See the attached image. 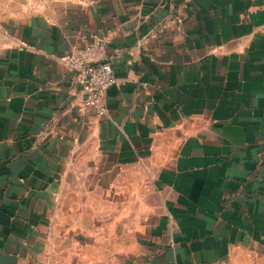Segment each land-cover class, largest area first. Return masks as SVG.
I'll return each mask as SVG.
<instances>
[{
	"label": "crops",
	"instance_id": "obj_1",
	"mask_svg": "<svg viewBox=\"0 0 264 264\" xmlns=\"http://www.w3.org/2000/svg\"><path fill=\"white\" fill-rule=\"evenodd\" d=\"M0 264H264V0H0Z\"/></svg>",
	"mask_w": 264,
	"mask_h": 264
},
{
	"label": "built area",
	"instance_id": "obj_2",
	"mask_svg": "<svg viewBox=\"0 0 264 264\" xmlns=\"http://www.w3.org/2000/svg\"><path fill=\"white\" fill-rule=\"evenodd\" d=\"M106 46L107 40L99 39L60 58L74 73L86 101L100 108L107 91L119 84L112 63L106 60Z\"/></svg>",
	"mask_w": 264,
	"mask_h": 264
}]
</instances>
